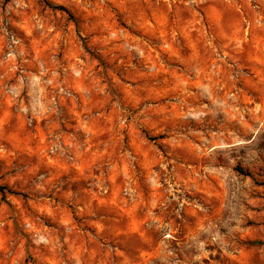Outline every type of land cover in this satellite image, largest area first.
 Segmentation results:
<instances>
[{
    "label": "clouds",
    "instance_id": "9594fccd",
    "mask_svg": "<svg viewBox=\"0 0 264 264\" xmlns=\"http://www.w3.org/2000/svg\"><path fill=\"white\" fill-rule=\"evenodd\" d=\"M59 8L0 0V264H264V0ZM181 12L196 49L167 75L135 63L146 33L182 46Z\"/></svg>",
    "mask_w": 264,
    "mask_h": 264
},
{
    "label": "rangeland",
    "instance_id": "374dc122",
    "mask_svg": "<svg viewBox=\"0 0 264 264\" xmlns=\"http://www.w3.org/2000/svg\"><path fill=\"white\" fill-rule=\"evenodd\" d=\"M60 7L64 8V0H60ZM167 6L165 5L164 8L159 9V18L162 19L164 23L167 22L168 17L165 15V8ZM207 12L205 15L212 20L223 23L224 21V13L222 12L221 8L217 6L215 3H209L206 5ZM54 11H62L60 9H55ZM193 14L187 13V12H181L180 13V20H181V31L179 35V40L182 44V46H177L176 44L170 42L171 38L168 34V32L164 30H160L155 33H146L150 35L151 39L154 41V45H148L147 50L145 52V55L143 57V60H136L135 63H143L147 64L149 62L156 64L158 68H160L162 71L158 73L159 75H167V67L169 63H176L179 61L180 58L185 57L187 55H190L197 47L196 45V25L195 21L193 20ZM153 19H157V16L154 12ZM145 25L148 28L153 27V22L145 20ZM143 31V29H141ZM128 36H133V33H128ZM96 37H92V43L95 44ZM107 54L104 52H100L98 54H93L92 59L94 61H97L101 64V66L110 65L112 63L111 59L105 60V56ZM129 60L132 59L135 53H126L125 54ZM159 61V63H157ZM167 61V63H165ZM119 63V61H117ZM139 77L143 78V73H136ZM139 81L135 79H121L119 72L112 73L111 77V83L114 86L116 91H119L122 96L127 95V89L136 87L137 83ZM143 87V86H142ZM161 91L159 88H154L151 85H148L146 95L148 93L152 94H158ZM160 99H163L160 97ZM146 102V101H145ZM152 103H156V100H152ZM109 119H111V115L109 114ZM158 136H160L161 140L165 139L163 134L157 133ZM156 137L150 136L148 139L154 140ZM262 148H264V144L261 145ZM147 155V153H145ZM249 176L251 173L248 174ZM256 183L257 193L254 196V199H264V183H259L254 181ZM7 199V197H5ZM214 249L211 247L209 248V256L205 260V264H209L210 261L218 259V255H213Z\"/></svg>",
    "mask_w": 264,
    "mask_h": 264
},
{
    "label": "trees",
    "instance_id": "16d2710c",
    "mask_svg": "<svg viewBox=\"0 0 264 264\" xmlns=\"http://www.w3.org/2000/svg\"><path fill=\"white\" fill-rule=\"evenodd\" d=\"M59 9H60V10H64V8H61V7H60Z\"/></svg>",
    "mask_w": 264,
    "mask_h": 264
}]
</instances>
